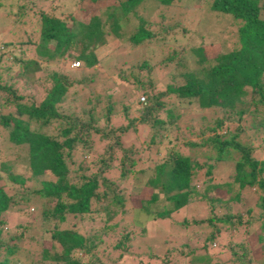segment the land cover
<instances>
[{
    "label": "trees",
    "instance_id": "16d2710c",
    "mask_svg": "<svg viewBox=\"0 0 264 264\" xmlns=\"http://www.w3.org/2000/svg\"><path fill=\"white\" fill-rule=\"evenodd\" d=\"M87 1L94 3L98 0ZM144 1L116 0V5H110L112 8L114 6L118 8L115 9L116 14L113 10L106 11L109 8L106 7L100 14L93 15L87 23L71 19L70 15L68 20L41 10L39 13L41 42L36 44L31 43L30 40L23 42L30 43L27 51L33 57L23 54L24 50L14 47L16 45L6 43L5 48L1 45L0 126L8 131V140L16 145L25 146L24 167L30 174L25 178L23 175L12 173L9 166L5 168V172L10 181L19 185L28 180H36L39 186L29 189L26 193L15 192L11 196L6 195L0 186V264H24L26 260L23 247L26 249L28 246L26 243L24 246L22 237L24 231H30L29 227L14 225L13 228H22L23 231L13 233L14 230L11 231L10 227L5 226V218L11 207H16L15 210L20 212V204L17 203L19 200L24 203L30 202L37 211L40 226L37 227L36 236L30 235L26 242L34 243L35 238L38 237L40 243L37 244V248L39 247L42 260L54 264H102L96 256L93 257L89 253L118 250L121 256L129 250L128 241L135 240L136 237H140L145 245L147 244L146 226L135 222L138 227L133 229V226V230L127 232L122 229L113 243H105L104 237L109 232L115 231L118 226L128 225L124 223V216L129 214L124 208L125 198L119 184L100 176V173L109 168L112 147L120 146V136L127 134L128 129L134 127V122L150 129L143 143L148 145L147 150H154L153 155L159 154L153 166H150L151 175L144 183L150 192L144 196L139 194L142 192L137 194L140 199L146 201V205L140 207L141 212L149 218L146 223L156 220L168 221L172 209H180L193 201L199 203L198 201L202 199L208 214L203 215L204 217L200 216L199 219L184 216L180 222L184 228L190 226L193 231L196 225L204 224L208 232L206 235L192 232L189 240L198 238L196 242L192 241V246L186 238L176 249L175 255L167 257L163 254L162 260L156 258L159 264H170L169 258L177 260L184 258V261L181 260L183 264H210L217 256L216 253L208 255L210 243L213 244L214 240L222 236H224L223 243L219 245L217 251L224 252L222 254V258L226 260L224 264H264V177L262 176L264 160L251 156L252 145L240 142L238 134L241 129L229 133L225 117L220 115L223 109L228 108L233 110L238 118L244 113L254 118L264 110L263 1L202 0L201 4L208 13H214L211 14L214 17L227 15L233 24L237 25L234 44L231 43L229 49H222L209 60L205 59L200 47L190 48L184 55L182 51H167L159 64L168 67V62H172V67L185 69L177 73L174 71L173 74L168 72L170 76L165 90L157 94L151 91L154 83L150 79L142 81L141 75L138 74L142 69L150 74L151 63L146 58L139 59L135 66L136 72L129 70L125 76L128 82L126 94H120L115 101L121 103L119 110L125 116L129 107L122 101L142 89L150 90V93L144 91L147 102H139L144 105L140 107L136 119L126 115L125 125L112 126L109 117L118 110L114 105L115 102L114 104L107 102L110 98L107 95L103 96V108L97 107L90 100H87L89 106L85 110L79 108L76 110L74 105L72 107V103L78 97L74 85L85 80L84 78L76 80L71 75L65 74L57 66L58 61L72 58L70 52L73 50L75 51L73 54L80 57L85 66L97 64L100 59L95 57L94 50L106 42V36L112 29L117 30L123 25L122 20H128L129 14L140 21L135 24V30L129 35V39L133 44L142 42L151 33L144 29L143 21L135 15L134 8ZM153 1L159 5H168L173 1L178 4L181 0ZM47 5H50L51 10H55L61 4L50 1ZM24 6L26 5H16L17 8ZM101 15L104 16L103 21ZM4 16L8 17L9 13ZM164 30L163 28L162 31ZM188 59H192V68ZM27 69L33 74L31 79L33 84L41 85L44 90V96L39 103L21 101L24 97L19 90L24 84H28L23 80V72ZM15 71L16 73L13 74ZM179 77L184 79V83L176 85V79ZM171 96L177 99L176 104L169 106L162 101L163 97ZM244 96H249L247 101L242 99ZM181 103H186L187 106L183 107ZM7 104H11L13 109L1 113L3 108H7ZM207 109L214 114L210 120L197 115L193 123L188 125L181 118L190 110L199 113ZM159 113H162L163 117H160ZM100 124L104 126L100 127ZM257 124L264 125V118L261 117ZM191 127L195 128L196 133L193 135L199 136V139L181 141L182 130L187 131ZM158 128H162L161 133L155 131ZM168 128H171L169 133L164 132ZM187 132L191 133V131ZM93 134H97L98 140L104 142V150L108 157L101 156L87 162L82 155L90 153ZM163 141L167 144L161 146ZM136 147L131 144L130 148H121V152H118L121 154L119 158L121 169L118 177L127 178V175L133 172L131 168L136 162L131 157V152ZM201 156L205 158L206 163L208 160L209 162L199 163ZM221 161L232 162L230 170L221 168L222 171H226L225 181L207 183L205 181V186L200 191L196 189V183L190 184L191 178L197 176L200 169L203 168L204 175L209 176L215 168L214 164ZM0 164V167H3V163ZM91 165L93 169L96 168L94 171L91 170ZM20 167L23 165L20 164ZM254 186L259 190L258 201L255 203L260 210L256 217L259 224L257 231H250L246 228L255 223L253 218L247 216L251 209L242 205L239 196L242 191L248 193ZM136 187L140 186H133ZM154 189H158V192H154ZM140 190L143 191L142 188ZM129 198V203L133 204L134 199ZM159 202L160 204L156 206ZM162 202H167L169 205L173 203V206ZM135 206L132 207L135 209ZM217 208L222 211L220 214L215 213ZM237 209L239 211L234 212ZM133 215L131 219L134 220L136 214L133 212ZM68 220L75 222H72L71 226L58 227ZM133 220H130L132 225ZM92 222L96 224L95 229H87L85 223ZM133 233L135 235L131 237ZM43 235L47 238L44 239ZM236 235L238 238L232 239ZM227 237L231 240H226ZM198 241L204 242L206 248L194 246ZM253 244L260 247L258 252L260 254H252ZM222 248L225 250H220ZM80 252L90 257L84 259L78 255ZM149 255L152 257L150 253Z\"/></svg>",
    "mask_w": 264,
    "mask_h": 264
},
{
    "label": "rangeland",
    "instance_id": "374dc122",
    "mask_svg": "<svg viewBox=\"0 0 264 264\" xmlns=\"http://www.w3.org/2000/svg\"><path fill=\"white\" fill-rule=\"evenodd\" d=\"M50 1L59 2L61 5H59V7L55 10H51L50 5H47V2ZM261 1L264 2V0ZM47 2L46 0H0V47L2 45L3 48H5L6 43L13 46L16 45L14 47H20L24 50L23 54L25 53L26 56L33 57L29 55V52L27 51V47L30 43L24 44L23 42L28 40H30L33 44L41 42L39 38V13L41 10L49 15H54L59 18L65 17L68 19V15H70L71 19L73 18L74 20L82 23H87L93 15L100 14V12L105 10L106 7H109L106 11L111 12L113 10L115 14L116 10H118L116 6L113 8L110 7V5H116V0H98L94 3L87 0H48ZM201 3L202 0H181L178 4L173 1L168 5H159L153 0H145L144 2L137 4L134 8L135 15L140 17L143 21L142 26L144 29L151 33V35L142 42L139 44H133L129 39V35L135 30V24L140 22L135 16L129 14L128 20H122L123 25L120 28H117V30L112 29L111 33L106 36V42L94 50L95 57L100 59L97 64L85 66L82 59L80 57H76V54H73V52H75L73 50L70 52L72 58L75 56L73 59H60L57 66L61 69V71L65 74L71 75L76 80L81 78H84L85 80L80 84H77L76 82V85H74V89L78 92V97L72 103V107L74 105L76 110H78V108L80 110H85L89 106L86 102L87 100H90L91 102L93 101V104L97 107L103 108V96L105 95L110 97L107 102L114 104L120 94H126V84L128 82L125 76L129 70H132L134 73L136 72L137 68H135V66L139 59L146 58L151 63L152 69L150 74L148 71L143 69L139 70L138 74L141 75L142 81L150 79L154 83V88L151 91L153 94H157L165 90V85L168 83V78L170 76L168 75V72L169 74H173L174 71L177 73L178 71H184L185 69H182L181 67L179 70V68L172 67V62H168V67L160 65V59L166 55L167 51H182V54L184 55L190 48L200 47L205 59L209 60L213 59L222 51V49H229L235 42V30L237 25L233 24L231 18L227 15L214 17V15H211L214 13H208ZM21 4H25L26 6L23 8L16 7V5L18 6ZM8 13L9 16L5 17L4 15ZM117 14H119V11H117ZM100 18L102 21L104 20L103 15H101ZM66 23L69 24V22ZM163 28L165 29L164 31H162ZM8 59H10V56H8ZM74 60H78L80 62V66L77 69H72L70 67V62ZM188 60V62H191L192 59ZM192 67L193 64L191 62V68ZM61 71L60 73H62ZM15 73L16 71L13 72V74ZM23 74V80H26L28 84H24V86L19 90L21 91L20 94L24 97L21 101H33L34 103H39L40 99L44 96L43 88H41V85H37V83L33 84L31 80L33 74L31 71L27 69L23 72ZM182 83H184V79L182 77L176 79V85ZM144 91L150 93V90L142 89L138 93H135L132 97L122 101L123 104H126L129 107L125 116H129V118L134 117L135 119L139 116L140 107L144 105L139 103L140 95H142L145 98V102H147V96ZM248 98L249 96L242 97L245 101H247ZM176 100L177 99L173 96L162 98V101L167 103L169 106L176 104ZM114 105L116 106L118 112H115V114H112L109 117L110 124L112 126L120 124L125 125L127 120L123 115L124 113L119 110L121 108V103L115 102ZM181 106L186 107L187 104L181 103ZM12 109L13 107H11V104H7V108H3L1 113H7ZM197 115L198 117L203 116L205 120H210L214 116L210 109L202 110L199 113H195L190 110L181 118L184 119L188 125H191ZM220 115L225 117L227 131L229 133H233L241 129L238 134L240 142L250 143L252 145V151L250 153L251 156L258 160H264V125L257 124L261 117L264 118V110L261 114H257L254 118L246 113L242 114L240 118H238L237 114L228 108L223 109L220 112ZM159 116L163 117V114L159 113ZM99 126L102 127L104 124H100ZM170 129L171 128H168L164 132L169 133ZM160 130H162V128H158V130L155 129L158 133H161ZM187 131H191V133L189 134ZM187 131L182 130L181 141L199 139V136L193 135L196 133L195 128L191 127ZM149 132L150 129L147 126L134 122V127H130L127 134L120 136V146L112 147L113 152H111L112 158L109 163V168L100 173V176L114 180L116 184H119L123 197L125 198L124 208L129 214L128 216H124V223H128V225L122 224L123 227L118 226L115 231L109 232L106 236H104L106 239L105 243H113V241L119 237V233L122 229H125L124 231L127 232L132 229L133 226V229L138 227L134 224L135 222L146 226L148 231L146 236L148 238L146 239L147 246L140 239V237H136L135 240L130 239V241H128L127 249L129 250L121 254V256L119 255L120 251L118 250H109V252L106 253H96L95 251L89 253L93 257L96 256L98 261L102 264H159V260H156V258H161L162 260L161 255L163 254L167 257L175 255L176 249L180 247V243H182L186 238L189 240L192 232L198 233L199 235H206L208 232L204 224L202 226L196 225L193 231L190 226L188 228H184V226L180 224L184 216H192L199 219L200 216L208 215L203 199L200 200L202 202L198 201L199 203L193 201L180 209H172L169 212L170 218L168 221L156 220L154 222L146 223L149 218L140 210V207H144L146 205V201L140 199L137 194L142 192L139 194L144 196V194H148L150 192V190L144 186V183L147 177L151 175L150 166H153L155 158H158L159 156V154L153 155L152 152L154 150H147L146 148L148 145L146 146V144L143 143V139L147 138ZM97 137V134H93V142L90 148V153L82 155V158L87 162H91L93 159H97L101 156H104L105 158L108 157L107 152L104 150V142L98 140ZM131 144L137 146L131 152V157L135 160L136 164L132 166L131 169L133 172L127 175V178H120L118 177V173L121 169L119 160L121 154L119 153L121 152V148H130ZM165 144H167V142L163 141L161 146ZM25 151L26 148L23 144L16 145L8 140V131L6 129H2L0 126V163H3V167H0V186L3 188L6 195L11 196L18 191L20 193H26L29 189L39 186L36 180L28 179H26L28 181L19 185L18 183L10 181L6 175L5 168H8L9 166L12 173L23 175L25 178L29 176V171L24 167V163L26 162L24 159ZM203 161L205 164L209 162L208 160L206 163L205 158L201 156L199 163ZM20 164L23 165V167H20ZM124 166L126 168L127 165L125 164ZM214 166L215 168L209 176L204 175L203 168L200 169L198 171L199 174L194 176L195 178H191L190 184L192 185L196 183V189L200 191L202 187L205 186V181L206 183L219 182L222 180L225 181L226 175H224V172L226 171H222L221 168L225 167L227 170H230L232 168V162L221 161L214 164ZM90 167L92 171L96 169H93V165ZM262 176L264 177V173H262ZM195 179H198L199 181H196ZM134 185H139L140 187L133 188ZM140 188H142L144 192L141 191ZM153 191L158 192V189H154ZM158 194L162 195L160 193ZM258 196L259 190L256 186L250 188L248 193L242 191L239 196L242 205L251 209L247 216L249 218H253L255 223L246 228L250 231H257L258 229L259 223L256 220V217L260 210L255 205L258 201ZM129 197L131 200L134 199L133 204L129 203ZM17 203L20 204V212L15 210L16 207H11L8 210L7 217L5 218V226L10 227L11 231L14 230L13 233L23 231L22 228H13L14 225H26L29 227L30 231H24L22 237L24 246L25 243L28 246L26 249L23 247L25 250L23 255L26 259L24 264H54L51 261L42 260L40 258V250L39 247L37 248V244L40 243V240H37L38 237L35 238L34 243L32 241L26 242L27 237H30V235L33 234L36 236L37 227L40 226L39 220L37 219L36 209L32 207L30 202L24 203L22 200H19ZM159 204L160 202L157 203L156 206ZM162 204L173 206V203L169 205L167 202H162ZM133 205H136L135 209L132 207ZM237 211L239 210L237 209L234 212ZM133 212L136 214V218H134V220L131 219L134 216ZM221 212L222 211L218 208L215 210L216 214H220ZM130 220H133V225L130 224ZM72 222H75V220H68V222H64L58 225V227L71 226ZM95 226L96 224H93V222L85 223V227L90 230L95 229ZM30 227H33V229ZM132 235L134 236L135 233L131 234V237ZM43 238L45 239L47 236L43 235ZM237 238L238 235L232 237L234 240ZM223 239L224 236L214 240L212 242L213 244L210 243V250L207 248L208 255H210V253L217 254V256L214 257V260L212 258L213 262L210 264H219L220 261V264L225 263L224 261L226 260L222 258V254H224V252L220 253L217 251L219 245L223 243ZM227 239L231 240L230 237H227L226 240ZM197 240L198 238H195V240L192 239L193 242H196ZM192 241L189 240L191 246L193 245ZM201 243L202 242L198 241L194 246L206 248L204 242L202 244ZM251 248L253 249L252 254H256L259 252L260 247L253 244ZM220 250H225V248ZM149 253L153 258L149 257ZM78 255L84 259H88L90 257V255L88 256L82 252ZM181 260L184 261L185 259L179 258V260H177L176 258H169L168 263L183 264Z\"/></svg>",
    "mask_w": 264,
    "mask_h": 264
},
{
    "label": "built area",
    "instance_id": "2783aa9c",
    "mask_svg": "<svg viewBox=\"0 0 264 264\" xmlns=\"http://www.w3.org/2000/svg\"><path fill=\"white\" fill-rule=\"evenodd\" d=\"M80 66V62L78 61V60H74V61H71L70 62V67H72V68H77V67H79ZM139 101L141 102V103H143L145 100H144V97L143 96H140L139 97Z\"/></svg>",
    "mask_w": 264,
    "mask_h": 264
}]
</instances>
